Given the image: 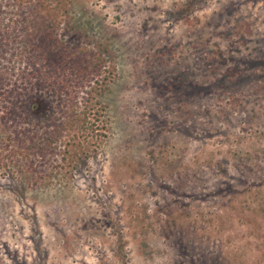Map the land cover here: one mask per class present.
I'll return each mask as SVG.
<instances>
[{
  "label": "rangeland",
  "instance_id": "obj_1",
  "mask_svg": "<svg viewBox=\"0 0 264 264\" xmlns=\"http://www.w3.org/2000/svg\"><path fill=\"white\" fill-rule=\"evenodd\" d=\"M60 5L114 67L107 136L15 156L45 110L2 119L0 98V264H264V0Z\"/></svg>",
  "mask_w": 264,
  "mask_h": 264
},
{
  "label": "trees",
  "instance_id": "obj_2",
  "mask_svg": "<svg viewBox=\"0 0 264 264\" xmlns=\"http://www.w3.org/2000/svg\"><path fill=\"white\" fill-rule=\"evenodd\" d=\"M2 1L0 98L7 105L1 118L28 117L40 105L45 110V119L40 121L43 132L33 129L29 134L24 129L15 133L12 153L28 158L34 151L45 156L60 151L56 146L62 143L60 147L79 146L81 155L90 157L107 136L104 107L95 94L110 79L114 67L107 68V60L94 49L73 45L62 37L67 9L60 0ZM6 1L16 8V17L8 15Z\"/></svg>",
  "mask_w": 264,
  "mask_h": 264
}]
</instances>
